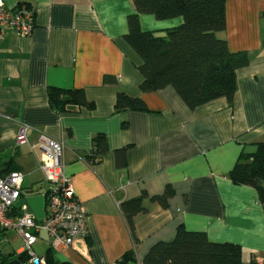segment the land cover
Wrapping results in <instances>:
<instances>
[{
    "label": "crops",
    "instance_id": "crops-1",
    "mask_svg": "<svg viewBox=\"0 0 264 264\" xmlns=\"http://www.w3.org/2000/svg\"><path fill=\"white\" fill-rule=\"evenodd\" d=\"M3 2L31 8L34 25L29 36L8 31L0 39V171L10 162L22 173L20 202L42 221L48 184L34 145L40 135L60 141L64 173L85 211L84 238L53 250L40 231L35 253L65 264H118L132 252L134 259L122 264H142L153 244L171 240L182 226L205 232L211 242L239 245L244 264L264 263V204L254 188L229 178L240 153L264 143V0H224L225 28L216 37L231 51H245L248 64L236 70L231 105L218 98L194 109L170 86L140 89L141 59L124 39L132 0ZM138 23L163 36L182 18L139 13ZM48 87L82 89L92 107L57 112ZM118 90L141 98L146 108L114 110ZM21 126L28 128L26 142L18 145ZM98 133L107 150L92 163ZM167 186L166 207L150 200ZM143 193L146 211L133 219L134 240L120 203ZM1 237L0 264H17L22 241L10 231Z\"/></svg>",
    "mask_w": 264,
    "mask_h": 264
},
{
    "label": "trees",
    "instance_id": "trees-1",
    "mask_svg": "<svg viewBox=\"0 0 264 264\" xmlns=\"http://www.w3.org/2000/svg\"><path fill=\"white\" fill-rule=\"evenodd\" d=\"M135 13L128 15V32L124 39L141 59L138 66L143 76L140 89L143 92L172 87L189 109L218 98H225L232 104L236 90V70L248 64L245 51H231L226 42L216 37L225 28L224 0H132ZM151 14L156 19L181 17L182 23L167 29L165 35L142 31L138 14ZM264 19V11L261 12ZM107 81V79H106ZM49 104L57 112L68 105L92 107L82 89L47 88ZM144 101L122 91L116 92L114 110H144ZM107 150L104 134L92 138V151L88 159L98 162ZM124 152V149L120 152ZM0 174L12 168L6 163ZM229 178L235 184L254 188L258 199L264 204V143H256L253 151H242ZM143 193L138 198L120 203V210L129 233L135 240L133 219L144 213ZM172 196L169 186L162 194L153 195L150 200L162 207ZM48 256V263L55 259ZM22 258L19 255L16 262ZM134 259L132 252H126L118 264ZM142 264H244L242 249L233 243H217L208 240L203 231H189L179 226L169 241L153 244L142 258ZM248 264H264L250 260Z\"/></svg>",
    "mask_w": 264,
    "mask_h": 264
},
{
    "label": "built area",
    "instance_id": "built-area-1",
    "mask_svg": "<svg viewBox=\"0 0 264 264\" xmlns=\"http://www.w3.org/2000/svg\"><path fill=\"white\" fill-rule=\"evenodd\" d=\"M34 25V12L25 5L10 8L0 0V39L8 31L29 36ZM27 126H21L16 143L26 142ZM40 153V169L48 184L44 192L45 216L36 220L24 203L23 175L19 170H10L0 174V241L4 232L15 233L22 241V256L18 264H65L54 260L48 263L46 254L38 255L34 251L40 231L50 237V248L57 250L67 247L76 238L87 235L85 211L75 199L70 179L64 173L62 142L40 135L34 145Z\"/></svg>",
    "mask_w": 264,
    "mask_h": 264
},
{
    "label": "rangeland",
    "instance_id": "rangeland-1",
    "mask_svg": "<svg viewBox=\"0 0 264 264\" xmlns=\"http://www.w3.org/2000/svg\"><path fill=\"white\" fill-rule=\"evenodd\" d=\"M2 241H0V244H1Z\"/></svg>",
    "mask_w": 264,
    "mask_h": 264
}]
</instances>
